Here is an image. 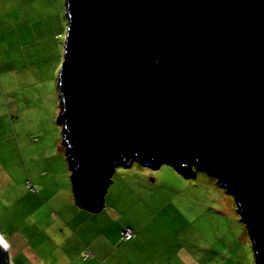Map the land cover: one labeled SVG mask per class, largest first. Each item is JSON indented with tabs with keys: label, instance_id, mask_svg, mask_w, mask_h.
I'll return each mask as SVG.
<instances>
[{
	"label": "water",
	"instance_id": "obj_1",
	"mask_svg": "<svg viewBox=\"0 0 264 264\" xmlns=\"http://www.w3.org/2000/svg\"><path fill=\"white\" fill-rule=\"evenodd\" d=\"M66 14L59 121L77 203L100 211L135 160L203 170L233 192L264 264V0H66Z\"/></svg>",
	"mask_w": 264,
	"mask_h": 264
},
{
	"label": "rangeland",
	"instance_id": "obj_2",
	"mask_svg": "<svg viewBox=\"0 0 264 264\" xmlns=\"http://www.w3.org/2000/svg\"><path fill=\"white\" fill-rule=\"evenodd\" d=\"M67 29L66 0H0V233L20 234L28 249L12 264H66L56 245L58 213L71 212L73 194L59 121ZM105 205L93 216L107 218V235L132 227L136 251L158 254L159 264H190L184 255L191 264H260L233 192L203 170L119 165ZM60 242L71 254V235Z\"/></svg>",
	"mask_w": 264,
	"mask_h": 264
},
{
	"label": "crops",
	"instance_id": "obj_3",
	"mask_svg": "<svg viewBox=\"0 0 264 264\" xmlns=\"http://www.w3.org/2000/svg\"><path fill=\"white\" fill-rule=\"evenodd\" d=\"M71 188L73 194L67 199L68 209L71 212L68 213L65 210L66 212L58 213L59 224L62 222L63 227L59 229L60 236L57 238L56 246L60 251L58 254L65 259L66 264H159L158 254L153 255L152 251L147 253L136 251L134 244L137 242L138 233L133 228L134 235L128 240L124 239L121 234L116 239L109 237L107 235V218L105 216H93L97 213H103L101 211L107 213V205H104L97 212L81 206L76 201L73 185ZM137 231L140 230L137 229ZM64 233L71 235L73 239L71 254L62 246L63 242H60V237ZM5 240L8 244L10 258L15 256L19 250L28 251L26 241L20 234H15L11 241L6 238ZM86 249L91 250V255L88 257L85 256ZM186 257L184 255L180 263L184 261L191 264V260H185ZM162 264H176V261L172 262L169 258ZM192 264L196 263L193 262Z\"/></svg>",
	"mask_w": 264,
	"mask_h": 264
},
{
	"label": "built area",
	"instance_id": "obj_4",
	"mask_svg": "<svg viewBox=\"0 0 264 264\" xmlns=\"http://www.w3.org/2000/svg\"><path fill=\"white\" fill-rule=\"evenodd\" d=\"M121 235L124 239L128 240L133 237L134 235V230L130 226H126L121 230ZM91 255V250L86 249L85 250V256L88 257Z\"/></svg>",
	"mask_w": 264,
	"mask_h": 264
},
{
	"label": "clouds",
	"instance_id": "obj_5",
	"mask_svg": "<svg viewBox=\"0 0 264 264\" xmlns=\"http://www.w3.org/2000/svg\"><path fill=\"white\" fill-rule=\"evenodd\" d=\"M1 234V233H0ZM1 237L3 238V240L5 241V243L7 244V241L5 240V237H3L2 236V234H1ZM8 245V244H7ZM8 251H9V249H8ZM9 257H10V255H9ZM10 260H11V258H10Z\"/></svg>",
	"mask_w": 264,
	"mask_h": 264
},
{
	"label": "trees",
	"instance_id": "obj_6",
	"mask_svg": "<svg viewBox=\"0 0 264 264\" xmlns=\"http://www.w3.org/2000/svg\"><path fill=\"white\" fill-rule=\"evenodd\" d=\"M65 143V142H64ZM69 164H71L72 165V163L69 161ZM71 170H72V174L71 175H73V171H74V168L73 167H71ZM196 170H198V169H196Z\"/></svg>",
	"mask_w": 264,
	"mask_h": 264
},
{
	"label": "bare ground",
	"instance_id": "obj_7",
	"mask_svg": "<svg viewBox=\"0 0 264 264\" xmlns=\"http://www.w3.org/2000/svg\"><path fill=\"white\" fill-rule=\"evenodd\" d=\"M1 235V234H0Z\"/></svg>",
	"mask_w": 264,
	"mask_h": 264
}]
</instances>
